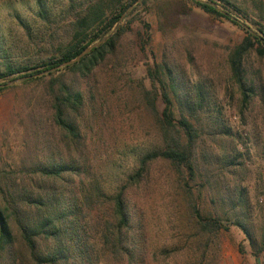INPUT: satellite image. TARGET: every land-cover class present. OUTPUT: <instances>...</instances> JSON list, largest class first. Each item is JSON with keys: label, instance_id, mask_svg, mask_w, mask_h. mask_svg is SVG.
I'll list each match as a JSON object with an SVG mask.
<instances>
[{"label": "rangeland", "instance_id": "rangeland-1", "mask_svg": "<svg viewBox=\"0 0 264 264\" xmlns=\"http://www.w3.org/2000/svg\"><path fill=\"white\" fill-rule=\"evenodd\" d=\"M214 1L223 10L224 2ZM228 1L239 9L231 15L264 39L258 31L264 30V0ZM45 6L48 21L35 14L34 0H0V63L31 65L54 56L69 16L62 7L68 3L46 0ZM127 12L119 22L126 32L115 55L90 76L101 111L87 133L90 166L111 190L133 170L138 154L159 139L158 117L147 107L143 92L153 86L149 72L155 74L157 112L164 108L160 86L169 89V74L179 92L197 98L200 89L195 117L185 113L198 133L195 176L156 160L127 192L148 240V264H264V56L254 49L243 56L245 87L253 88L245 103L230 56L247 30L204 12L192 0H136ZM21 20L44 39L38 35L36 44L31 42ZM63 66L52 69L53 74L31 69V75L0 79L1 175L51 151H65L51 123L52 81L57 75L66 79L77 74L57 71ZM167 93L176 119L179 109L172 92ZM223 128L231 135L222 136ZM214 155L219 157L215 163ZM191 204L228 229L198 236L187 227Z\"/></svg>", "mask_w": 264, "mask_h": 264}, {"label": "trees", "instance_id": "trees-1", "mask_svg": "<svg viewBox=\"0 0 264 264\" xmlns=\"http://www.w3.org/2000/svg\"><path fill=\"white\" fill-rule=\"evenodd\" d=\"M192 1L204 12L223 17L247 30L246 37L230 56L233 76L246 103L253 88L251 85L245 87L242 59L251 49L264 56V39L252 34L231 15V11L239 9L228 0H220L225 4L223 10L215 7L214 0ZM34 2L37 5L35 14L48 21L46 0ZM134 2L136 0H87L84 3L67 0L68 6L62 7V11L69 16L63 32L57 36L54 56L40 64H31L33 66L0 63V79L16 73L31 75L27 73L31 69L53 74L52 69L95 44L74 63L57 69L76 73L75 77L60 79L57 75L52 81L51 123L65 151H51L27 167L12 169L9 175L0 173V264H148L149 244L143 224L135 219L127 200L129 188L141 181L148 164L156 160H165L186 170L190 178L195 176L198 133L185 113L195 117L194 103L201 97V90H196L197 98L183 89L179 92V85L169 74V89L166 90L163 83L160 86L164 108L157 112L154 101L158 89L154 83L155 74L151 72L148 75L153 82L152 89L143 92L149 99L147 107L158 117L159 139L150 149L138 154L133 170L111 190L101 185L102 174L97 175L90 166L93 157H88L87 144L91 139L87 138V133L91 131L92 121L101 113L90 87V76L115 55L126 32L125 25L119 22ZM71 9L74 12L70 15ZM20 23L31 42L36 44L38 35L44 39L40 31L32 34L26 22L21 20ZM258 31L264 37V30ZM168 91L172 92L179 109L176 119ZM230 135L229 129H222V136ZM218 160L214 155L213 162ZM189 207L191 215L187 218V227L197 231L198 236L228 229L218 218L203 215L196 204Z\"/></svg>", "mask_w": 264, "mask_h": 264}, {"label": "water", "instance_id": "water-1", "mask_svg": "<svg viewBox=\"0 0 264 264\" xmlns=\"http://www.w3.org/2000/svg\"><path fill=\"white\" fill-rule=\"evenodd\" d=\"M97 44V43H96ZM95 44H92V45H89L86 49H84L77 57H75L74 59L70 60V61H67L64 63V65H67V64H70V63H73L75 61H77L81 56H83L86 52H88L91 47H93Z\"/></svg>", "mask_w": 264, "mask_h": 264}]
</instances>
